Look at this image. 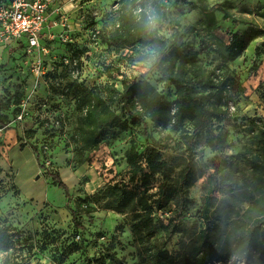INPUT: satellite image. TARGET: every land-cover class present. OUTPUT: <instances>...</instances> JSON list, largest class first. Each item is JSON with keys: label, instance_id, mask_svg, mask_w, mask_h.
<instances>
[{"label": "rangeland", "instance_id": "374dc122", "mask_svg": "<svg viewBox=\"0 0 264 264\" xmlns=\"http://www.w3.org/2000/svg\"><path fill=\"white\" fill-rule=\"evenodd\" d=\"M115 1L62 0L69 17L68 24L53 26L54 38L43 37L47 52H27L23 42L18 40L0 45V123L6 124L0 131V226L9 225L22 232L15 251L31 264H120L118 261L104 263L107 249L127 264H137L127 215L103 208L88 213L77 201L109 183L127 184L135 189L139 183L130 181L127 151L133 137L140 151H144L151 140L146 139L140 126L130 125L85 158L75 153L64 134H54L62 126L70 129L77 121L75 95L61 85L65 83L61 70L56 76L52 73L53 67L64 56L69 58L66 77H79V81L87 86L106 81L122 86V77L135 76L149 79L168 99L177 97L173 82L151 66V56L146 53V48L137 51L132 64L127 49L113 46L114 50L110 52L103 33L105 26L110 28L106 14ZM149 3L153 27L166 37L177 38L194 47L199 53L204 77L212 67L221 64L217 48L223 47L234 31L251 28L256 33L245 51L227 63L239 76L244 89L237 96L236 118L222 121L229 130V143L224 153L251 154L255 143L251 139L250 118L257 117L264 129V0H149ZM216 3H221L223 10L207 14L201 9L202 5ZM97 29H101L99 37ZM69 46L87 50L79 61L77 58L70 60ZM39 57L46 66L44 74L33 70L34 61ZM112 62L120 65L125 76L118 74L110 64ZM53 84L57 88L54 89ZM206 88L197 87L195 91L211 95ZM18 92L21 93L20 104L16 103ZM211 101L210 105L217 104L213 93ZM147 121L170 165V184L176 185L189 155L208 168L204 174L196 171L197 180L186 191L188 201L182 220L184 224H191L197 219L194 217L196 211L211 187L209 174L215 172L222 176L224 173V153L209 144L206 126L195 137V150L188 153L181 131L190 133L198 123L190 114L179 128L173 122L160 125L152 116H147ZM213 122L217 124L219 120L213 119ZM31 144L38 146L39 159ZM241 156H237L240 164L249 170L248 160ZM56 176L68 185L69 194L58 184ZM161 182L159 175L154 177L150 192L158 194ZM176 194L174 192V198L167 206L168 212L175 208ZM73 207L80 212L83 231L76 229L73 223ZM197 223L204 226L203 220ZM79 232L85 238V247L71 252L70 244L82 241L77 237ZM179 238L180 235L173 238L169 250H180ZM6 255L0 251V264H4ZM248 261L245 263L241 250L231 244L219 248L209 264H264V245L253 249Z\"/></svg>", "mask_w": 264, "mask_h": 264}, {"label": "trees", "instance_id": "16d2710c", "mask_svg": "<svg viewBox=\"0 0 264 264\" xmlns=\"http://www.w3.org/2000/svg\"><path fill=\"white\" fill-rule=\"evenodd\" d=\"M4 1L7 0H0V4ZM149 4V0H116L106 14L110 28L104 27V40L110 52L114 50L113 46L127 49L131 64L136 60L137 51L146 48V53L151 56V66L176 86L177 97L174 100L168 99L149 79L125 76L120 65L113 62L110 64L118 74L125 76L121 79L122 86L114 81L87 86L79 81V77L67 78L65 71L68 70L69 58L66 56L53 67L54 76L58 70L65 73L61 75L65 77V83L59 84L76 97L77 120L70 129L62 126L54 134H64L66 142L73 145L78 156L89 157L101 143L116 137L130 125L140 126L146 139L151 140L145 150L140 151L133 137L127 151L130 181L139 183L135 189L127 184L109 183L93 195L79 198L77 203L88 213L103 208L127 215L137 264H209L219 248L231 244L241 250L245 263H248L252 250L264 245V129L257 122V117L250 118L251 139L255 147L251 154H242L250 165L246 170L237 158L241 154L224 153L229 143V130L222 121L236 118L235 111L239 109L237 96L244 89L239 76L227 63L245 51L256 33L251 28L234 31L230 40L217 48L221 64L212 67L204 77L198 61L199 53L194 47L177 38L166 37L149 25ZM201 9L214 14L218 9L223 10V5H202ZM96 33L99 37L101 29ZM69 48L70 60L77 58L78 61L87 50L85 47ZM108 70L112 75V69ZM52 86L57 88L55 84ZM197 87H207L217 104L210 105L212 93L206 96L195 91ZM16 103H21L20 92L16 95ZM189 114L197 118L198 123L190 133L181 131L188 153L195 150V137L206 126L208 142L224 153L226 168L222 176L215 172L209 174L211 187L196 211L194 217L197 219L184 224L182 219L188 201L186 191L197 180L196 171L204 174L208 168L189 155L176 185L170 184V165L158 146V138L149 129L147 116H152L160 125L173 122L179 128ZM213 119L219 122L215 124ZM0 126L6 127V124L0 123ZM31 146L39 159L41 152L38 146ZM157 175L162 182L158 194H155L150 192V185ZM56 180L69 194L68 185L57 176ZM174 192L179 198L175 197V208L168 212L167 206L174 198ZM71 215L76 229L83 231L85 227L77 207L71 208ZM198 220L204 221L203 227L198 225ZM20 235L22 232L12 226H0V251L7 253L4 264H31L29 259L16 254ZM82 235L81 232L77 235L82 241L70 244L71 252L85 247ZM177 235H180V250H169L168 245ZM106 261L127 264L108 249L104 253V263Z\"/></svg>", "mask_w": 264, "mask_h": 264}, {"label": "built area", "instance_id": "2783aa9c", "mask_svg": "<svg viewBox=\"0 0 264 264\" xmlns=\"http://www.w3.org/2000/svg\"><path fill=\"white\" fill-rule=\"evenodd\" d=\"M62 0H7L0 4V45L22 41L27 52H47L42 38H54L53 26L68 24ZM53 14V15H52ZM48 30V31H46ZM68 33H65L67 36ZM66 39L65 37H63ZM33 70L44 74L46 66L41 57L34 61ZM0 126V131L3 129Z\"/></svg>", "mask_w": 264, "mask_h": 264}, {"label": "clouds", "instance_id": "9594fccd", "mask_svg": "<svg viewBox=\"0 0 264 264\" xmlns=\"http://www.w3.org/2000/svg\"><path fill=\"white\" fill-rule=\"evenodd\" d=\"M148 23L150 26L153 24V17L151 15H149Z\"/></svg>", "mask_w": 264, "mask_h": 264}, {"label": "crops", "instance_id": "0c3cea01", "mask_svg": "<svg viewBox=\"0 0 264 264\" xmlns=\"http://www.w3.org/2000/svg\"><path fill=\"white\" fill-rule=\"evenodd\" d=\"M9 130H11V129H9Z\"/></svg>", "mask_w": 264, "mask_h": 264}]
</instances>
